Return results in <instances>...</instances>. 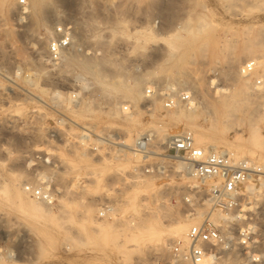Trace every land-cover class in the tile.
Segmentation results:
<instances>
[{
  "label": "rangeland",
  "instance_id": "obj_1",
  "mask_svg": "<svg viewBox=\"0 0 264 264\" xmlns=\"http://www.w3.org/2000/svg\"><path fill=\"white\" fill-rule=\"evenodd\" d=\"M105 1L44 0L45 17L36 22L22 12L19 0H0V264H177L169 247L182 239L170 240L171 231L176 224H189L188 230L200 224L208 209H187L182 193L165 189L160 179L129 181L134 163L127 167L111 160L121 148L114 144L123 136L119 131L150 129L162 142L167 132L189 130L213 137L223 147L217 151L227 147L229 155L236 144L246 145L252 127L264 136V124L256 121L264 119V87L255 90L257 79L264 82V0H126L117 9V0ZM60 23L71 25L75 41L89 52H70L61 63L52 64L47 45ZM122 24L126 33L112 36L119 30L115 25ZM151 29L152 36L147 33ZM171 56L176 62L168 60ZM88 61L103 65L96 70L106 81L97 82L80 67ZM251 61L262 65L257 64L250 77L242 76L240 69ZM134 78L142 83L144 98L138 104L107 87L131 84ZM210 79L235 96L240 86L249 87L247 96L235 97L234 110L224 112L218 108L221 99L208 88ZM171 86L194 92V104L200 108L190 120L175 122V110L166 111L159 100L146 98L147 89ZM249 99L258 105L259 118L252 121L258 126L247 122ZM33 108L37 116L25 126ZM81 127L105 138L104 144L97 137L80 144L76 135ZM243 145L236 152L238 159L264 165V148L250 152ZM25 184L43 186L53 194L51 208L26 195L49 212L46 222H33L5 200L6 190L12 199ZM257 184L243 189L244 202L251 195L255 198V210L244 213L264 232V190ZM108 202L114 214L100 219V207ZM213 215L212 221H223L217 219L222 214ZM148 225L162 232L134 243L131 235ZM261 250L264 253V245ZM241 263L237 255L222 264Z\"/></svg>",
  "mask_w": 264,
  "mask_h": 264
},
{
  "label": "built area",
  "instance_id": "obj_2",
  "mask_svg": "<svg viewBox=\"0 0 264 264\" xmlns=\"http://www.w3.org/2000/svg\"><path fill=\"white\" fill-rule=\"evenodd\" d=\"M125 1L117 0L115 9L122 6ZM105 2L112 3V0ZM19 7L24 12L28 7L27 1L19 0ZM107 8L110 9L108 5ZM53 35L47 45V59L50 63H61L70 52L84 53L85 49H81L75 41V30L68 23L58 24ZM256 71V62L251 61L240 69V74L250 77ZM262 87L264 82L257 79L255 90ZM146 98H149L150 102L159 100L163 108L169 112L178 108L188 110L195 100L193 91L173 87L147 89ZM37 113L36 108L31 109L27 113L24 125L30 124V119L37 116ZM40 118L42 114H39ZM79 131L80 133L76 135L79 143H88L97 137L101 139L99 140L101 144H104L102 140L105 138L97 136L90 128L81 127ZM97 149L93 147L91 151L96 152ZM130 151L132 156L140 158L141 162L128 173L129 181L137 183L160 179L166 182L165 189L182 193L180 200L187 209H208V212L203 214V221L189 228L185 242L178 241L170 245V257L173 262L222 264L229 257L241 255V264L264 263V253L261 250L264 245V232L252 219L247 220L245 213L242 212L245 184L251 177H264V170L261 167L252 161L234 160L229 154L198 146L193 133L189 130L168 137L162 142L158 141L155 131L146 130L136 138ZM45 162L49 163L47 159ZM172 182L175 186H170ZM22 190L45 206L49 208L54 206L53 194L48 188L25 184ZM114 211L112 203L103 204L100 207L99 218H110ZM214 212L222 214L225 220L220 223L212 221ZM7 256L9 259L13 258L12 255Z\"/></svg>",
  "mask_w": 264,
  "mask_h": 264
},
{
  "label": "bare ground",
  "instance_id": "obj_3",
  "mask_svg": "<svg viewBox=\"0 0 264 264\" xmlns=\"http://www.w3.org/2000/svg\"><path fill=\"white\" fill-rule=\"evenodd\" d=\"M4 2V1H3ZM43 2L44 0H29V4H28V7L25 8L24 11H27V12H24V13H28L29 15H31L33 17V19L36 21V22H41L42 20V11H43ZM4 4V3H3ZM46 7V6H45ZM45 17V16H43ZM115 27H117L119 30H114L115 32L112 33V36H114L113 34H115L117 31H119L120 33L122 34H125L126 31H127V27L126 25L122 24V25H115ZM153 31L152 29L151 30H148L147 33L148 35H151L152 36V32ZM248 54V53H247ZM246 56V55H245ZM247 57V56H246ZM42 58V57H40ZM238 58V57H237ZM240 58V57H239ZM243 58V57H242ZM245 58V57H244ZM43 59V58H42ZM170 59H173V56H171V58H169L168 60ZM17 60V59H16ZM42 61V60H41ZM238 61V60H237ZM48 62V61H47ZM91 62V61H90ZM89 61L88 62H83L81 63L80 67L82 68H85L84 71L86 73H89L90 75H92L97 82H101V80L103 81H106L105 77H102L101 75L102 74H99L98 71L96 69H100L102 68L103 65H101V63H90ZM104 62V61H103ZM173 62H176V60L174 61L173 59ZM45 63V62H44ZM69 63V62H68ZM80 63V62H79ZM116 63V62H115ZM104 64V63H103ZM110 64V63H109ZM261 66L262 63L259 62V63H256V67L258 68V65ZM77 65V63H76ZM45 66V65H44ZM118 67H121L119 65H117ZM54 67V66H52ZM49 70V69H48ZM82 70V69H81ZM83 71V70H82ZM100 71V70H99ZM101 73V71H100ZM195 74V73H194ZM262 78H264V76H261ZM31 85V83H30ZM33 86H35V88H38V85L36 83H32ZM247 85V84H246ZM220 85H218L217 81L215 80H211L210 81L208 80V88L211 90V92L213 93V95L217 96L218 95V99L220 98V103L218 105V108H220L222 111L224 110V112L226 111L228 113V111L232 112V110H234V102L240 98L239 96H245L246 95V88H249V87H245L244 85L240 86L238 88V90L235 92L237 94H239L238 96H235V94H231L230 93V90L229 88H226L224 86L222 87H219ZM107 87H109L110 90H115V91H122L125 95H126V98H128L130 100V102H133L134 104H138L140 102L141 99L144 98L143 96V93L141 91V87H142V83H141V80L140 79H136L134 78L133 82L131 84H125L123 81L120 82V83H111V84H108ZM169 88H172L169 87ZM40 92H43L42 90L39 89ZM236 94V95H237ZM247 96V95H246ZM76 97V96H75ZM237 99H236V98ZM243 98V97H241ZM2 99V98H1ZM245 99V97H244ZM254 99V98H253ZM253 99H249L247 100L248 103H247V106L249 108V120L247 122L251 123V126H254V125H259L257 123H262L264 124V119H261L259 117H257V106L256 103H255V100ZM39 100L40 102H42V104H46L44 101H42V98L39 97ZM197 100V99H195ZM235 100V101H234ZM154 103V102H152ZM151 105H154V104H151ZM156 105V104H155ZM155 105L154 107H152L153 109H155ZM137 106V105H136ZM134 107V106H133ZM151 107L149 109H151ZM200 107H197L195 104H193V106L186 110V111H189V112H185L184 110H180V108H178L177 110H175V114L173 116V120L176 122V121H180L181 119H187V120H190V118L193 116L191 115L192 113L196 112ZM204 109V108H202ZM219 109V110H220ZM153 111V110H151ZM204 111V110H203ZM259 119H257V118ZM11 119V118H10ZM255 119H257V123H254L252 124V121H255ZM15 121V120H14ZM170 121H172L170 119ZM13 123V122H11ZM248 123V124H249ZM8 124V123H7ZM137 122L134 121L133 122V125H136ZM8 126V125H7ZM11 126V125H10ZM14 126V125H13ZM251 126L249 128H251ZM12 127V126H11ZM136 127H134L133 129H123V130H120L119 132L122 133L123 136H117L118 138V141L117 142H114L115 145L121 147V148H118L116 149L115 151V156H113V161H123L125 163V165L127 167H129L130 165V161H132L134 163V165L136 166L137 164H139L141 162L140 158H134L133 156H131V147L134 145V142L136 140V138L141 134V132L138 130H135ZM12 129V128H11ZM251 132H250V137H248V141H246V145L242 144L243 146H246L244 148H248L250 150V152H255V150H259L264 148V136H260L259 134L260 133H257L256 132V128L254 126V128L252 127L251 128ZM56 130V128H55ZM111 130V129H110ZM115 130V129H114ZM58 130H56L55 132H57ZM258 131V130H257ZM214 132V131H212ZM40 133V132H39ZM60 132H58L59 134ZM211 133V132H210ZM216 134V132H214ZM119 134V133H118ZM176 133L175 132H167L165 134H163L162 138L165 139L167 138L168 136L171 137L173 135H175ZM107 136V135H106ZM136 136V138H135ZM193 136H194V140H195V143L202 147V148H205V149H211V150H215L217 151L218 148H223L221 147L220 145V142H217L215 141L214 139H212L211 137H207L206 135L204 134H198V132L194 135L193 133ZM216 136V135H215ZM109 137V136H108ZM135 138V139H134ZM162 140V139H161ZM77 141V140H76ZM74 142V141H73ZM236 142V141H235ZM240 142V141H237V143ZM81 143V142H80ZM102 143V142H101ZM243 143V142H242ZM83 144V143H82ZM235 144V143H234ZM70 145V144H69ZM86 144H84L85 146ZM90 145V144H89ZM241 143L239 144H236V148L235 149H231L233 153H230L231 157L234 159V160H238L239 158V154H237L236 152L239 151V149L241 148ZM83 146V145H82ZM86 147V146H85ZM233 147V146H232ZM88 148V147H87ZM225 148V147H224ZM243 148V147H242ZM91 149V148H90ZM85 150V149H84ZM227 150V151H226ZM229 149H225L222 150L221 152L222 153H225V152H229L228 151ZM245 151V150H243ZM240 152V151H239ZM238 152V153H239ZM261 152H264V151H261ZM93 154V153H92ZM131 156V157H130ZM61 158V157H60ZM49 162V160H48ZM67 163V162H65ZM65 163L63 162L62 164L65 165ZM61 166H64L62 165ZM69 164V163H68ZM70 165V164H69ZM133 165V164H131ZM133 165V166H134ZM181 164H177V166H179ZM134 166V167H135ZM122 168V169H119L118 170V175L119 174H123L124 170L127 168ZM64 168H68V166L64 167ZM72 168V166H71ZM75 168H72V170H74ZM261 169L264 170V165L261 166ZM70 170V169H69ZM76 178V177H75ZM126 180V179H125ZM128 179L125 181L127 182ZM129 182V181H128ZM127 182V183H128ZM145 183V181H142ZM140 183V182H139ZM258 183L257 185V188L259 190H264V177H251L248 182L245 184L247 185V187H252L254 184ZM73 184V183H72ZM138 184V183H137ZM142 184V183H141ZM140 184V185H141ZM195 184V182L193 183ZM135 185V184H134ZM140 185H137V186H140ZM148 186V185H147ZM5 187V186H4ZM4 187H1L2 190H4L5 188ZM75 187V186H74ZM73 188V186H72ZM150 187H145L144 191L145 192H151L149 190ZM255 188V186H254ZM46 189V188H44ZM75 190V189H74ZM151 190H155L154 188H152ZM257 190V191H259ZM23 191V190H21ZM7 193V198L5 199L6 201H10L12 202L14 205H16L17 207L21 208L19 209L21 213H27L30 218L32 219L33 222L35 223H44L47 221L48 219V211L43 209V207L41 205H39V203L35 202L34 200H28L27 197H26V194L24 192H20V191H15V195L14 197H12L11 199V196L10 195V192L9 191H5ZM141 192V191H139ZM24 193V194H23ZM176 193V192H175ZM133 194V193H132ZM135 194V193H134ZM133 194V195H134ZM25 195V196H24ZM250 196V195H249ZM252 196V195H251ZM248 197L246 202H244L242 204V212H251V211H254L255 210V206H254V196L253 197ZM128 197V196H127ZM134 201V197H132ZM131 198V199H132ZM131 201V202H132ZM201 213V212H200ZM215 213V212H214ZM213 213V214H214ZM214 215H212L213 217ZM198 217V216H197ZM201 217V215H200ZM243 217L241 216V219ZM217 219H220V220H225V217L223 215L221 216H218ZM188 227H189V224H176L175 227L173 228V230L171 231V234L169 236V239L170 240H175V239H182V241H186V235H187V231H188ZM164 228V227H163ZM162 231L160 230H157L156 228H154L153 225H148V226H145L143 227L142 229H138L134 234L131 235L132 237V241L135 243V240L138 239V237H140V239H152L154 237H156L157 235H160ZM130 237V238H131ZM138 241V240H137ZM132 242V243H133Z\"/></svg>",
  "mask_w": 264,
  "mask_h": 264
}]
</instances>
